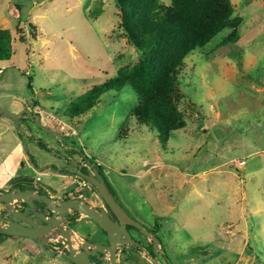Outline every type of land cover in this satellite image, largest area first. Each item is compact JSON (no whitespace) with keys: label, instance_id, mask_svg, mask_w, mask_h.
Wrapping results in <instances>:
<instances>
[{"label":"rangeland","instance_id":"rangeland-1","mask_svg":"<svg viewBox=\"0 0 264 264\" xmlns=\"http://www.w3.org/2000/svg\"><path fill=\"white\" fill-rule=\"evenodd\" d=\"M230 1L239 25L183 60L176 106L184 127L166 137L134 115L139 98L129 86L104 93L89 112L67 114L76 97L140 58L114 0H0L12 53L0 62V108L27 109L63 137L59 144L32 121L34 138L51 150L20 140L14 128L0 136V160L17 140L39 167L59 164L63 144H73L99 164L126 212L154 229L171 264H264V0ZM50 173L19 169L16 186L47 192L42 185L60 180ZM119 261L150 264L133 249ZM0 264L71 263L31 239L0 235Z\"/></svg>","mask_w":264,"mask_h":264},{"label":"trees","instance_id":"trees-1","mask_svg":"<svg viewBox=\"0 0 264 264\" xmlns=\"http://www.w3.org/2000/svg\"><path fill=\"white\" fill-rule=\"evenodd\" d=\"M114 5L122 33L140 52V58L132 68L120 70L116 77L76 97L67 114L74 117L89 112L104 93H117L129 86L139 98L133 110L137 119L168 137L184 127L176 106L183 60L223 29H235L239 20L232 17L230 0H170L168 6L159 0H114ZM17 30L23 38L21 29ZM11 54L10 34L0 30V62L10 60ZM31 87L29 79L28 88ZM33 140L49 150L44 141ZM32 163L36 165L33 158Z\"/></svg>","mask_w":264,"mask_h":264},{"label":"water","instance_id":"water-1","mask_svg":"<svg viewBox=\"0 0 264 264\" xmlns=\"http://www.w3.org/2000/svg\"><path fill=\"white\" fill-rule=\"evenodd\" d=\"M29 115V118L36 125L43 129L46 133L54 136L58 141H61V135L47 129L33 117L28 111H24ZM23 112L12 113L8 109L0 108V116L13 121L15 129L20 133L18 122L21 119ZM64 163L68 162L69 172L75 173V161H67L63 158ZM38 168L42 171L44 168ZM54 171V170H53ZM77 172V171H76ZM60 174L63 171H59ZM80 174L84 179L89 181L99 192L111 211L117 217L118 222L113 221L105 212L93 209L89 204L82 202L80 199L75 200V184L69 188H64L58 193V198L48 197L46 194L39 193L34 189H19L13 188L9 191L0 193V234L11 237L28 238L41 246L49 248V243L52 241H60L63 238L66 243L67 252H60V255L69 260L73 264H92L89 256H97L102 254L100 259H107L109 264H120L117 258L118 253L124 247L138 246L131 237L126 225H130L138 229L143 235L148 237L154 244L155 253L159 240L153 236L140 222L130 217L125 210L114 199L113 195L107 188L104 180L98 175L97 178ZM73 197H68L71 196ZM25 202L32 213L39 218L43 223H36L30 217L16 210V202ZM38 204H44L46 209L51 212V216H45L38 207ZM75 212L89 218L99 228L103 229L107 235V245L91 243L87 240L77 238L71 228L67 217L73 216ZM12 218L19 220L14 221ZM27 224V225H25ZM78 243V249H75V244ZM151 264H160L157 257H152L147 251L141 248Z\"/></svg>","mask_w":264,"mask_h":264},{"label":"flooded vegetation","instance_id":"flooded-vegetation-1","mask_svg":"<svg viewBox=\"0 0 264 264\" xmlns=\"http://www.w3.org/2000/svg\"><path fill=\"white\" fill-rule=\"evenodd\" d=\"M24 111H27V109H25ZM24 111H21L23 113L21 115L20 121L18 122V126L20 128V133L18 132L19 133V139L23 140V141H25L28 138L35 139L33 137L32 129L30 127V122H32V119H30L29 115L27 113H25ZM29 113H31V112H29ZM3 120L5 122H3ZM14 128L15 127H14L13 121H11L8 118L0 116V134L1 135L3 133H5V132H10L11 130H14ZM13 135H15V134H13ZM62 139H63V137L61 135V141H58V140H56V141L59 144H62L63 143ZM63 147H64V153L60 152L61 156L58 159V163L59 164H50L49 167H50V169L52 171L54 170L53 172L55 173L56 176H61V177L62 176H70L71 177V182L68 185H61L63 183V178H59L58 177L60 180L58 182H56L52 186L54 188V190H55L53 195H50L49 193H43L41 191L39 193H43V194H46L48 197H53V198L57 199L58 198V193L62 189L69 188L73 184H75V189L73 190V193H75V197H73V195H71V196H67V198L68 197H73V198H75V200L80 199L82 202H85V203L89 204L93 209H96L97 211L105 212L113 221L118 222L117 217L111 211V209L106 204L104 199L101 197V195L99 194L97 189L89 181H87L80 174L77 173V172H80L83 175H87V176H91V177H95V178H97L98 175L101 176L102 179L104 180L107 188L110 191V189H112V187L106 181L105 176L103 174V171L100 169L99 164L92 162L88 157H86L85 155H82L81 152L79 153L76 150V146L73 145V144H68V145L67 144H63ZM26 155H27L26 157H28V161L30 162V165H32L36 170L38 168H40L35 160L34 161L36 162V165H34L32 163V157L28 153ZM63 158L65 160H67V161H75V173H68L69 172V169H68L69 164H68V162L64 163ZM20 166L23 167V168H26V167L29 168V166H27L26 160L21 162ZM46 168H48V167H46ZM59 171H63V173H67V174H65V175L60 174ZM37 179H39V178H37ZM13 188L26 189V188H29V187H24V186L17 187L15 185L11 189H13ZM11 189H9V190H11ZM29 189H34V188H29ZM9 190H7V191H9ZM112 191L114 193L112 194L111 191H110V193L113 195L114 199L118 202V204L123 208V206L120 204V202L118 201V199L116 197L115 191L113 189H112ZM0 193H3V192H0ZM95 199L97 201L96 204L92 203L93 200H95ZM38 207H39V209L41 210V212L45 216H47V217L51 216V212H49L46 209V206L44 204H38ZM15 208H16V210L22 212L24 215H26V216L30 217L31 219H33V221H35L36 223H43L39 218H37L32 213V211L28 208V206H27V204L25 202H21V201L20 202H16L15 203ZM125 212H126V210H125ZM12 219L14 221L20 222L19 220L15 219V218H12ZM67 220L70 223L71 228H72L73 231L75 230L73 228L74 226H80V227H84L86 229V231H87V235L86 236H80L79 233L77 232V230H75V235L77 236V238L80 241H81V239H83V240H87V241H89L91 243H98V244H101V245H107L108 244L106 232L103 229L99 228L89 218L81 215L78 212H75V214L73 216L67 217ZM25 225H27V224H25ZM126 228H127L128 232L130 233L131 237L138 244V246L134 245V246H131V247H124L117 255L118 261H119V257L121 255H123L127 250L133 249V250L139 251L141 253H144L142 251V249H141V248H143L152 257H157L158 262L160 264H171V261H170L169 257L165 256L164 252L161 250L162 242H161V239L155 235L156 232H154V229H150V228L145 226V228L153 236H155L159 240V244L157 245V250H156L157 252L156 253L154 252L156 248L154 247L153 242L148 237L143 235L138 229H136L133 226L126 225ZM137 234H140L142 237L147 239L148 244H144L139 239ZM46 249H48L51 252L55 253L57 256H61L60 252H67L66 243H65V240L63 238H60L59 242H57V241L50 242L49 243V248H46ZM75 249H78V243L75 244ZM100 257H102L101 253H99L97 256H95V255L89 256L90 261L92 262V264H109V261L107 259H100ZM70 263L73 264L72 262H70ZM119 263L121 264L120 261H119Z\"/></svg>","mask_w":264,"mask_h":264},{"label":"crops","instance_id":"crops-1","mask_svg":"<svg viewBox=\"0 0 264 264\" xmlns=\"http://www.w3.org/2000/svg\"><path fill=\"white\" fill-rule=\"evenodd\" d=\"M73 135H75V134H73ZM0 136H1V134H0ZM15 137H16V135H15ZM25 158H26V156L23 153V150L21 149L20 143H19V141L16 140L15 143L13 144L12 148L8 152H6L4 157L0 160V190H1L0 192H5V191L11 189L16 184L22 183L24 178L22 176H19L17 174V172L19 171V169H24L23 167L20 166V163L23 162L25 160ZM37 171H38V169H37ZM53 173H50V175H53ZM54 176H56V175L54 174ZM57 177L63 178V183L61 185H68L71 182L70 176H62V177L57 176ZM37 180L39 181V179H37ZM53 185L54 184H50V183H47V185H42L47 190V192H43V193H49L50 195H53L54 191H55L54 188L52 187ZM34 190L40 192L39 190H37L35 188H34ZM74 233H75V230H74ZM10 238H17L18 239L21 237H10ZM37 252L39 253V251H37Z\"/></svg>","mask_w":264,"mask_h":264},{"label":"built area","instance_id":"built-area-1","mask_svg":"<svg viewBox=\"0 0 264 264\" xmlns=\"http://www.w3.org/2000/svg\"><path fill=\"white\" fill-rule=\"evenodd\" d=\"M0 72H1V70H0Z\"/></svg>","mask_w":264,"mask_h":264}]
</instances>
